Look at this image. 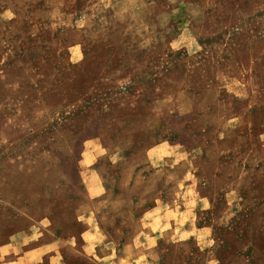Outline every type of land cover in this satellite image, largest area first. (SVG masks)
<instances>
[{"label": "rangeland", "instance_id": "rangeland-1", "mask_svg": "<svg viewBox=\"0 0 264 264\" xmlns=\"http://www.w3.org/2000/svg\"><path fill=\"white\" fill-rule=\"evenodd\" d=\"M18 235L33 264H264V0H0V259Z\"/></svg>", "mask_w": 264, "mask_h": 264}, {"label": "crops", "instance_id": "crops-1", "mask_svg": "<svg viewBox=\"0 0 264 264\" xmlns=\"http://www.w3.org/2000/svg\"><path fill=\"white\" fill-rule=\"evenodd\" d=\"M89 190L93 198H97L103 192L96 177H92L90 179ZM161 207L162 206L159 205L152 208L146 213L144 217V230H146L145 237L150 242H156V240L159 238L158 236L162 235L161 232H163L164 230V223L167 222L170 227H173L177 222L176 221L174 223L171 219H169L166 209H163ZM179 214L180 216H184L182 212H179ZM178 223L181 226L180 229H183L184 226L181 225L182 222L179 220ZM144 230L142 232H144ZM107 235L108 234L104 230V228H102V226L100 225L97 226L96 224L91 226L88 234L86 235L87 249L92 253L93 248H95L96 253L99 252L98 257L101 260L104 259V255L109 253L106 252L107 245L109 243H114L113 240H111ZM23 237L22 235H18L16 237V241L14 242V248L16 249L14 250L12 248L10 251V248H8V251L4 252V254H10V257L5 258V255H3V257H1L0 259V264H33L34 262H37V259L40 258V255L36 249L24 250L27 245H30V243L33 242V237H30L27 240L22 239ZM128 243L129 242H126V245ZM13 251L14 253L12 255Z\"/></svg>", "mask_w": 264, "mask_h": 264}]
</instances>
